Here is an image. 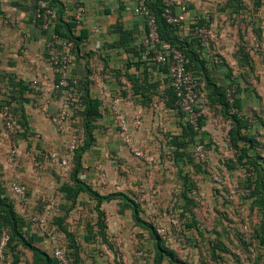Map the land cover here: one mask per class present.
I'll list each match as a JSON object with an SVG mask.
<instances>
[{
	"label": "crops",
	"instance_id": "crops-1",
	"mask_svg": "<svg viewBox=\"0 0 264 264\" xmlns=\"http://www.w3.org/2000/svg\"><path fill=\"white\" fill-rule=\"evenodd\" d=\"M185 2L196 4L199 0ZM47 5L58 14L52 29L57 28L74 43L69 77L82 84L88 99L96 102V109L82 106L61 129L51 121V116L62 108L61 95L30 86L38 78L40 86L49 88L51 70L47 62L52 31L45 32L34 20L36 9ZM133 5L134 0H0V105L9 104L15 118V129L7 131L0 116V184L3 188L9 180H16L30 197L23 204L9 188H3L16 213L23 205H30L33 197H43L42 203L59 181H69L72 156L65 168L58 157L64 155L73 135L87 143L76 180L101 196L115 195L102 201L100 208L105 211L108 204L116 205L120 214L115 210L112 222L118 228L125 225L120 217L129 218L126 226L136 225L133 206L141 220L155 226L160 221L155 216L161 210L165 215L164 210L166 214L168 209L175 211L176 204L182 209L202 186H208L202 180L216 167L225 180L237 168L249 173L245 166L236 164L238 158L254 160L264 170V25H258V34L248 28L250 48L236 46L244 47L246 52H260L255 59L254 90L248 84L251 77L245 76L246 70L253 71L251 62L240 67L238 74L231 59L223 66H210L208 50L194 49L196 57L204 61L208 84L217 87L233 81L238 85L237 116L249 124L246 129L237 127L221 111L208 85L207 91L199 89L203 126L190 141L174 107L166 70L152 61L142 45L145 24L132 16ZM199 12L187 7L179 38L188 36L189 22L203 16ZM259 15L264 20V13L245 16L255 20ZM237 42L233 40V44ZM202 83L206 86L199 75L198 85ZM115 100L116 114L111 110ZM208 103L212 104L211 111ZM120 118L126 119L130 127L129 144L120 139ZM135 119L140 121L139 126L134 125ZM87 128L90 139L86 138ZM197 143L206 147V167L193 157ZM11 147L16 152L13 160L8 154ZM187 157L192 160L187 162Z\"/></svg>",
	"mask_w": 264,
	"mask_h": 264
},
{
	"label": "rangeland",
	"instance_id": "rangeland-1",
	"mask_svg": "<svg viewBox=\"0 0 264 264\" xmlns=\"http://www.w3.org/2000/svg\"><path fill=\"white\" fill-rule=\"evenodd\" d=\"M251 1L199 0L196 4H187L188 8L200 11V15H203L200 19L206 21L209 42L205 49L208 50L209 59L219 57L221 66L231 59V65L236 66L238 74L241 73L240 67L252 63L253 71L245 72L246 78L252 79L248 83L250 88L256 78L255 59L257 54L260 57V52H246L244 47L238 48L240 45L251 47L247 34L249 27L253 28V34H258L261 30L259 24L264 25L260 15L255 20L245 16L251 12L264 13V0H254L253 4ZM233 40L239 43L233 44ZM199 89L207 91V86L202 83ZM207 105L208 111H211L212 104ZM206 160L205 153V158L197 162L206 167ZM222 168L221 171H224ZM219 172L218 167L214 171L210 170L208 178L202 180V184L206 182L208 186H202L182 209L175 205L178 229L168 222L166 210L165 215L161 210L155 216L160 220L155 223L156 231L160 227L166 231L165 235L157 231L160 241L166 251L175 254L178 260L175 264H264V246L258 240L264 225V210L259 209L253 199L239 194L246 186L247 172L234 169L233 176L226 180ZM13 181L16 180H9L8 186L3 188L7 190ZM63 182L66 181L63 179L56 187H52L42 203L40 200L43 197H33L30 205H23L22 211H17L25 221L24 241L53 258L51 237H55L68 264H153L154 242L146 230L135 224L126 226L130 223L127 217H120L124 226L115 227L112 221L117 211L116 205L108 204L104 211L100 205L96 207V201L87 193L73 195L72 188V197L66 199L58 191ZM5 196L11 201L8 195ZM26 197L30 198L28 194ZM119 211L117 214H120ZM121 215L124 212L121 211ZM185 223H190V227L185 226ZM7 232L4 228L1 233L4 235ZM0 264H43V260H34L30 250L21 245L19 240L3 244L0 240ZM161 264L171 263L163 259Z\"/></svg>",
	"mask_w": 264,
	"mask_h": 264
},
{
	"label": "built area",
	"instance_id": "built-area-1",
	"mask_svg": "<svg viewBox=\"0 0 264 264\" xmlns=\"http://www.w3.org/2000/svg\"><path fill=\"white\" fill-rule=\"evenodd\" d=\"M163 16L167 23L177 26L179 29L183 27L184 13L187 9L185 0H160ZM133 17L141 19L145 24V35L143 37L142 45L145 47L148 54L152 55V60L161 66L166 67L170 86L175 94V104L177 109L182 113V120L188 122L192 129L198 131V119L201 116L198 110V97H199V85L197 79L186 68L188 59L186 55L179 49H172L170 52L166 50H159L158 43L159 33L158 24L156 22L155 15L148 7V0H134V5L131 10ZM56 12L50 6H42L34 12V20L39 23V26L48 30L52 27ZM193 24L190 28L191 37L199 38L203 44H208L209 32L205 25H197L195 20L189 22ZM50 42L48 44V66L51 70V77L49 81V88L40 86L39 80L33 79L30 82V86L34 89H41L45 93L51 92L59 93L62 97V108L51 116L52 123L61 129L65 122L70 117L82 108V99L79 92L80 85L72 78L69 77V69L72 65V53L74 43L71 40L61 38L56 34L50 35ZM216 60V57L214 58ZM236 85L230 84L225 89V100L228 105V111L230 114H236L237 109L234 107V93ZM115 100L112 106V112L117 113ZM7 105H3L0 108V116L2 118V124L5 130L13 131L15 129V118L9 113ZM140 121L134 120V125L139 126ZM118 132L122 142L129 144L131 142L130 127L126 119H118ZM79 144V138L73 135L67 145L63 156L58 157V162L62 167H67L68 157L71 156L73 151ZM205 147L202 144H196L193 149V157L196 160L205 158ZM9 159H15L16 152L13 147L8 152ZM249 176V173L246 174ZM9 188L13 194L17 196L21 201L26 202V191L24 187L18 184L16 181L9 183ZM252 185H246L239 194L243 196H249L252 191ZM232 198V196H230ZM167 220L170 225L178 229L177 220L174 212L171 209L167 210ZM157 231L163 235L166 231L163 227L157 228ZM8 240V235L4 234L1 239V243H5ZM53 243L52 257L58 264H68L63 250L59 247L58 241L55 237H51Z\"/></svg>",
	"mask_w": 264,
	"mask_h": 264
},
{
	"label": "trees",
	"instance_id": "trees-1",
	"mask_svg": "<svg viewBox=\"0 0 264 264\" xmlns=\"http://www.w3.org/2000/svg\"><path fill=\"white\" fill-rule=\"evenodd\" d=\"M48 6L52 7L51 5H48ZM148 7L151 10V12L155 15L156 22L158 24V33H159V40H160V42L158 43V49L159 50H166L167 52H170L174 48L181 50L186 55V57L188 59V63H187L186 68L192 73V75L197 79V81H198V76L201 75L203 77L204 81H206V83H207L206 86L208 87V85H210L211 93L214 94L215 101L222 108L221 111H223L226 114V116L230 117L231 120L237 125V127L246 129L247 125L249 123L247 121L246 122L243 121L242 119H240L237 116L238 110H240L238 99L236 97L237 92L239 90L238 85L233 81H230L227 85L225 84V85H221V86H217V87L212 83L208 84L209 75L207 74L206 70L204 69V61L199 60L196 57V54L194 52V49L197 50V49L204 48V47L208 46V44H206V43L203 44L199 38L191 37L190 28L192 27L193 24L188 25V29H189L188 36L185 38H179L177 33L181 29H179L175 25H172V24H169L166 22V20L163 16L160 0H148ZM57 18H58V14L56 11V17L54 19L52 27H50L48 30H45V32L49 33L50 31H52L53 34H56L57 36L62 38L63 35H61L60 31L57 28H55L54 30L52 29L54 27L55 22L57 21ZM195 22L199 26L206 24V21L203 19L195 20ZM52 33L49 34V38H50V35ZM63 38H65V37H63ZM163 42L166 43L167 45H165ZM150 56L152 58V55H150ZM215 57H216V60L214 59ZM208 63L210 66H212V65L216 66V65L220 64V59H219V57L214 56L213 58L208 59ZM206 64H207V62H206ZM156 65H158V64H156ZM158 66H161V65H158ZM161 67L164 68L166 70V73H167L166 67H164V66H161ZM167 75H168V73H167ZM230 84L236 85V89H235V93H234V107L237 109L236 114H230L229 113L228 105H227L226 100H225V89L228 86H230ZM168 89H169L170 95L173 99L174 107L177 109L176 104H175V94H174V92L170 86L169 77H168ZM79 92L81 95L83 107L85 105H88L91 108L96 109V102L90 101L88 99L86 91H85L84 87L82 86V84H80ZM3 105H7L8 106L7 109L9 110V113L14 116L12 110L10 109L9 104H7V103L2 104V105H0V108ZM94 109H93V111H94ZM177 111L180 114V119H181V122L183 124L185 134L188 137V140L192 141L193 138L199 133V131L201 130V128L203 126V117L202 116L199 117V119H198L199 130L195 131L192 129L191 125L188 122H184L182 120V113L178 109H177ZM87 120L88 119H86V122H87ZM88 123H89V121H88ZM86 136H87L86 137L87 139L91 138V134H90L89 129L86 131ZM240 136H238V138H242ZM85 144L87 146V143L85 141L79 142L76 149L71 154L73 164H74L72 172H71V177H70L68 182H65V183L63 182V184L58 189V191L63 193L64 196L66 197V199L72 197V195H71V191H72L71 189L72 188L74 190L73 195L75 193L76 194L87 193L89 196H91L96 201V207H99V205L102 201L111 200L115 197V195L111 194V195L101 196L96 191H94L90 187H88L86 184L76 180L77 179L76 178V172L80 166L81 154H82V151L85 150ZM199 144H202V143H199ZM203 146L205 147V145H203ZM192 154H193V151H192ZM191 160L192 159H190L188 157L186 159L187 162H190ZM236 164L242 165L243 167L245 166L246 169L248 170V172L250 173V175L246 176V178H245L246 185H252L253 186V189L250 192L248 198L251 200L253 199V202L256 203L258 208L264 210V170L263 171L260 170L256 166V163L254 160L250 161L248 159H245L244 161H242V159L238 158V159H236ZM227 168L230 169V168H232V166L227 165ZM71 183H72V185H70ZM6 198L7 197L5 196L4 189L2 188V185L0 184V240L2 239V236H3V234L1 233L2 229L6 228L8 231L6 233L8 235L7 243H10L11 241H14V240H16V241L19 240L21 242V245L25 246L27 249L30 250V252L33 255L34 260L37 258H40L43 260V264H58L55 259L48 257L44 252L33 247L30 244V242L24 241L25 233H24L23 229L25 228V221L20 215H18L14 211L12 203L10 202L9 199H6ZM133 207H134V215H133L134 222L136 223V225L138 227L146 230L149 233L150 238L154 242L155 258L153 259V264H161L163 259L167 260L171 264L178 263V260L176 259L175 254L172 251H166V249L163 247V245L160 241V237H159V235L155 229V226H153L151 223H148V222L141 220L137 216V209L135 208V206H133ZM174 215H175V213H174ZM175 218H176V215H175ZM187 227H190V226L188 225ZM30 239L33 240L32 237ZM258 240H259L260 244H262L264 246V225L262 227V230L258 234Z\"/></svg>",
	"mask_w": 264,
	"mask_h": 264
}]
</instances>
